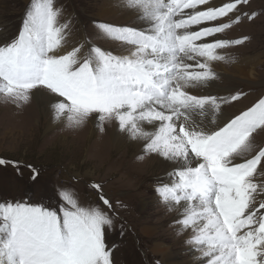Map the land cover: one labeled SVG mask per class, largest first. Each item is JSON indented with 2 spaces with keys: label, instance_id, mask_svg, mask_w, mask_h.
<instances>
[{
  "label": "snow or ice",
  "instance_id": "snow-or-ice-1",
  "mask_svg": "<svg viewBox=\"0 0 264 264\" xmlns=\"http://www.w3.org/2000/svg\"><path fill=\"white\" fill-rule=\"evenodd\" d=\"M116 3L134 23L95 20L91 35L81 29L70 43L71 17L61 22L55 0H28L15 33L0 40V101L23 109L43 100L69 128L111 125L139 146L140 159L170 165L153 193L175 212L177 235L199 264H264V146L255 141L264 133V95L228 114L246 94L208 91L219 79L214 64L248 39L226 32L264 8L251 0ZM9 165L39 176L31 164L0 158ZM90 188L95 200L86 205L67 190L51 205L0 199V264H114L108 233L121 205L99 182Z\"/></svg>",
  "mask_w": 264,
  "mask_h": 264
},
{
  "label": "rangeland",
  "instance_id": "rangeland-1",
  "mask_svg": "<svg viewBox=\"0 0 264 264\" xmlns=\"http://www.w3.org/2000/svg\"><path fill=\"white\" fill-rule=\"evenodd\" d=\"M55 2L61 9L62 23L71 17L73 27L70 43L80 37L81 29L91 35L94 31L92 21L95 20L118 25L134 23L133 18L122 14L118 7L108 8L109 0ZM27 4L28 0H0V40L15 33ZM251 7L260 11L264 8V0H251ZM242 36H247L248 39L242 45L227 50L228 60L214 64L219 79L212 81L208 88L214 93L238 90L246 94L239 102L225 107L228 114H238L239 110L251 106L264 95V14L254 22L245 21L226 32L228 38ZM95 42L104 48L115 47L111 42ZM250 56H253L252 59L257 56L251 76L239 75L236 65ZM32 103L35 106L32 113L36 115L28 121L26 107L16 109L0 101V158L19 160L23 165L31 164L39 171L38 178L33 180L32 172L27 167H22L18 173L10 165L0 166V199H30L32 202L51 205L56 203L58 191L67 190L76 194L81 205H86L95 200L90 182H99L113 203L121 205L118 208V218H114L113 229L108 233L110 246H116L114 264H154L157 259L161 264H186L190 249L185 243V237L177 235V228L173 223L175 212L153 193V186L161 182L165 175L166 165L157 161L147 167L137 165L134 158L140 153L127 141L119 151L111 145L105 154L106 158L103 153L99 154L100 146L93 142L101 133L94 121L90 132L89 124L85 123L83 134L77 137L75 129H65L66 120L57 121L55 125L46 123L43 117L46 106L43 100L34 99ZM108 138L111 139L110 136ZM255 141L257 145L264 146V133L257 134ZM122 150L126 152V156L117 158ZM145 226L151 227L152 235H146L142 231ZM160 243L158 250H164L165 257L155 248V244Z\"/></svg>",
  "mask_w": 264,
  "mask_h": 264
},
{
  "label": "bare ground",
  "instance_id": "bare-ground-1",
  "mask_svg": "<svg viewBox=\"0 0 264 264\" xmlns=\"http://www.w3.org/2000/svg\"><path fill=\"white\" fill-rule=\"evenodd\" d=\"M107 6L110 9H116L118 7V5L116 3V0H109ZM101 17H103V16H101ZM252 57L253 56L246 57L243 60H240L239 64L236 65L235 69L239 72L238 73L239 75L246 76V77L251 76V74L253 72V65L255 63V60L257 59V56L254 57L255 60L252 59ZM213 85H214V83H213ZM228 90L230 91V89H228ZM216 93L217 94H220V95H225V94H228V91L227 90H224L222 93H218V92H216ZM29 105H30L29 107L26 106V109H27L26 110V113H27V119H28V121L32 120V118L36 115L35 113H32L35 110L34 104L31 102ZM29 108H30L31 112H30ZM43 117H44V120L46 121V123L49 124V125H51V124L55 125V123L57 122V121H55V120L52 119L50 110L47 107L43 109ZM86 124L87 125L89 124V128L88 129H89V132H90L92 130V124H94V122L91 121V122H87ZM86 124L85 125H82V126H80L78 128H69V127L65 126V129H66V127L68 129H75L76 130L75 132H76L77 137H80L83 134L84 129L86 128ZM93 128H94V125H93ZM109 136L111 137V139L108 138ZM108 140H109L110 143L108 142ZM125 141H126L125 139H123L121 136H119L117 134V132L114 131V129H113V127L111 125H105V131L99 133L96 136V139L93 142L95 143V145L97 144V145L100 146V147H98L99 148V154L103 153L105 155V154H107V150L109 148H111V145L115 149H118V151H119V148L122 147V145L125 143ZM131 144L137 150V153H140L139 146L137 144H135V143H131ZM92 147H93V145H92ZM125 156H126V152H124L122 150V152L121 153L119 152V154L116 157L117 158H124ZM139 156H140V154H139ZM139 156H137L136 158H134V160L136 161L137 165L141 164V165L147 167V166H149L150 164H152L155 161H157L159 163H163V165L165 164L166 165V169H164V171H166V172H165V175L163 177L164 179L162 178L161 182H159V183H162V182H166L167 181V175H166V173L170 170V165L166 161H164V160H162V159H160V158H158L156 156H151V157L145 156L143 159H140ZM106 158H107V156H106ZM137 173H139V171H137ZM150 229H151L150 226L149 227H146V228L143 227L142 231H144V233L146 235H152L153 234V231L150 230ZM160 245H161V243L160 244H155V248H157L156 249L157 251H160V255L162 257H165L166 254L164 253V250H158V247ZM187 254L189 255V257H188V260L186 261V264L187 263L188 264H199V258H200V254L199 253H194L191 250H189ZM169 257L172 260V256L169 255ZM166 264H175V263L173 262V263H166Z\"/></svg>",
  "mask_w": 264,
  "mask_h": 264
}]
</instances>
